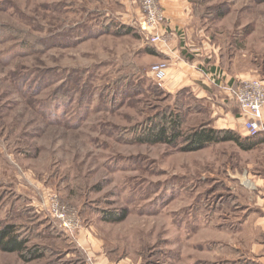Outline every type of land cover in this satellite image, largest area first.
I'll list each match as a JSON object with an SVG mask.
<instances>
[{"label": "rangeland", "instance_id": "1", "mask_svg": "<svg viewBox=\"0 0 264 264\" xmlns=\"http://www.w3.org/2000/svg\"><path fill=\"white\" fill-rule=\"evenodd\" d=\"M189 3L192 21L218 48L219 66L206 80L213 91L224 89V68L264 79V2ZM138 4L0 0V222L25 232L30 250L28 259L0 250V264L234 258L235 224L253 208L250 168L262 145L183 151L135 141L164 112L180 116L184 133L211 124L205 98L153 78L152 65L172 60L147 51L157 46L137 26ZM54 200L71 228L53 215ZM122 210L121 221L104 220Z\"/></svg>", "mask_w": 264, "mask_h": 264}, {"label": "crops", "instance_id": "2", "mask_svg": "<svg viewBox=\"0 0 264 264\" xmlns=\"http://www.w3.org/2000/svg\"><path fill=\"white\" fill-rule=\"evenodd\" d=\"M160 5L165 17L163 31L167 44L162 46L159 52L164 59L172 60L164 86L170 90L181 86L190 87L196 97L205 98L210 104V117L215 127L230 128L245 134L239 107L228 96L225 85L237 79L256 76L251 75L250 71L229 72L224 68L225 71L222 70L224 79L221 80L224 89L213 91L206 80L219 66L218 48L204 39V30L198 26V22L192 21L193 11L189 0H160ZM260 80L264 85V79ZM200 81L201 86L198 84ZM262 122L264 124V107ZM261 145L260 151L254 154L250 168L252 189L250 205L253 208L245 216V220L235 224L237 226L234 229L235 244L230 245V253L235 254L234 258L221 259L219 264H264V143ZM226 230L233 231L228 225ZM240 253L243 255L240 256ZM116 263L103 260L100 264Z\"/></svg>", "mask_w": 264, "mask_h": 264}, {"label": "trees", "instance_id": "3", "mask_svg": "<svg viewBox=\"0 0 264 264\" xmlns=\"http://www.w3.org/2000/svg\"><path fill=\"white\" fill-rule=\"evenodd\" d=\"M257 1L264 2V0ZM116 27L115 31L117 32L131 30L129 27L126 29V26H122L120 24H116ZM24 40L27 43L28 40L26 41L25 38ZM156 48L149 44L147 51L155 55L160 54L157 50L158 48ZM159 115L160 114H157V116L155 115L152 119H150L153 123L149 124V126L145 128L141 134L135 136V141H144L154 144L165 143L172 145L179 143L183 151H195L204 148L208 144L224 141H233L242 150H251L256 147L257 144L264 142V134H262L264 133V128L257 134L249 136L245 131V134H242L241 132H237L230 128H217L212 124V118H210L211 124L208 122L203 123L198 128L191 129L184 133L180 130V116H172L169 112H164L161 116ZM125 215L126 211L122 210L121 212H114V214L105 216L104 220L117 222L121 221ZM28 238L29 237L25 234V232H18L14 224L0 222V250L6 252H17L23 259H28L24 256L27 253L30 254V250L27 249L26 246Z\"/></svg>", "mask_w": 264, "mask_h": 264}, {"label": "built area", "instance_id": "4", "mask_svg": "<svg viewBox=\"0 0 264 264\" xmlns=\"http://www.w3.org/2000/svg\"><path fill=\"white\" fill-rule=\"evenodd\" d=\"M141 18L137 23L139 30L161 51L166 46L167 39L164 34L165 17L160 0H138ZM160 47V48H159ZM169 64L162 60L149 69L153 78L162 81L168 76ZM215 79H212L214 82ZM228 96L239 105L240 118L243 130L247 135L253 136L264 128L262 122V108L264 107V85L259 78H243L232 81L226 87ZM53 215L61 220V226L72 227V218L67 216V209L52 201L50 206ZM61 227V228H62Z\"/></svg>", "mask_w": 264, "mask_h": 264}, {"label": "bare ground", "instance_id": "5", "mask_svg": "<svg viewBox=\"0 0 264 264\" xmlns=\"http://www.w3.org/2000/svg\"><path fill=\"white\" fill-rule=\"evenodd\" d=\"M243 181H244V180H243ZM245 183H246V184H248V183H249V181L245 180Z\"/></svg>", "mask_w": 264, "mask_h": 264}]
</instances>
